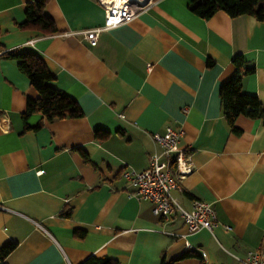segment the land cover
<instances>
[{
    "label": "crops",
    "instance_id": "obj_1",
    "mask_svg": "<svg viewBox=\"0 0 264 264\" xmlns=\"http://www.w3.org/2000/svg\"><path fill=\"white\" fill-rule=\"evenodd\" d=\"M35 1L0 0V248L16 243L0 264L90 256L160 264L187 252L200 258L176 264H241L236 258L264 248V125L240 116L234 135L219 99L241 55L254 68L243 91L264 104L263 24L222 11L204 20L189 10L191 0H150L90 45L84 33L104 20L96 0H49L54 35L18 27ZM9 53L40 58L82 117L47 122L33 114L24 129L26 101L38 94ZM167 126L183 131L179 145L192 164L173 196L186 210L193 200L211 204L212 232L189 235L179 218L164 223L121 176L148 167L158 149L151 135Z\"/></svg>",
    "mask_w": 264,
    "mask_h": 264
},
{
    "label": "trees",
    "instance_id": "obj_2",
    "mask_svg": "<svg viewBox=\"0 0 264 264\" xmlns=\"http://www.w3.org/2000/svg\"><path fill=\"white\" fill-rule=\"evenodd\" d=\"M48 1L36 0L33 3L26 4L24 7L25 20L18 27L20 29L36 30L44 35L58 34L59 31L53 21L44 11ZM189 10L204 20L211 18L218 11L226 13L231 18L244 15L251 16L264 26V0H191ZM6 58L14 62L38 94L36 99L26 101L24 112L21 114L24 129H29L26 120L33 114L41 115L47 122L82 117V111L78 104L51 85L54 78L40 58L28 53H9L6 54ZM231 63L234 70L229 79L222 83L219 90V99L224 121L234 135H239L240 131L234 126V123L240 116L250 120H259L264 125V104L255 96L248 95L243 91V81L254 73V68L248 66L247 61L241 55L234 56ZM38 128L39 126L34 129ZM106 137V132H95L96 139L101 140ZM80 154L85 161H88L84 152H80ZM69 214L70 211L64 213L65 216ZM15 246V242H8L2 246L0 248V260L3 261ZM190 257L200 258L197 254L187 252L169 262L162 259L160 264H176L178 261ZM80 264L118 263L107 257L96 258L90 256Z\"/></svg>",
    "mask_w": 264,
    "mask_h": 264
},
{
    "label": "built area",
    "instance_id": "obj_3",
    "mask_svg": "<svg viewBox=\"0 0 264 264\" xmlns=\"http://www.w3.org/2000/svg\"><path fill=\"white\" fill-rule=\"evenodd\" d=\"M96 1L104 11V20L100 28L84 33L90 45H95L100 32L133 20L150 0ZM182 136L183 131L180 128L174 129L170 126L165 127L163 134H152L158 149L149 157L148 167L139 172L124 171L121 176L135 188L130 196L149 202L152 214L164 223H172L179 218L189 235L203 229L212 232L218 222L211 204L193 200L190 210H186L173 196V192L180 189V181L192 172L190 153L179 145ZM224 229L229 230V227L225 226ZM168 234L174 235L171 232ZM236 259L241 264H264V248L260 246L247 252L242 259ZM202 261H206L204 254Z\"/></svg>",
    "mask_w": 264,
    "mask_h": 264
}]
</instances>
